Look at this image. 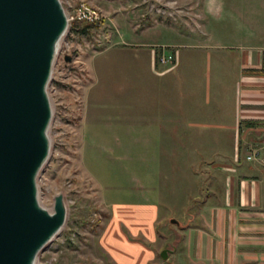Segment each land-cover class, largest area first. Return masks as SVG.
<instances>
[{"label": "rangeland", "instance_id": "374dc122", "mask_svg": "<svg viewBox=\"0 0 264 264\" xmlns=\"http://www.w3.org/2000/svg\"><path fill=\"white\" fill-rule=\"evenodd\" d=\"M80 1L98 8L102 19L82 34L69 33L67 28L54 56L47 84L51 106L47 129L49 152L37 174L36 186L38 202L48 211H52L53 196L62 194L65 220L38 251L34 263L118 264L106 244L114 217L112 204L151 203L158 207L151 240L142 231L132 233L123 222L119 223L126 239L152 250V261L145 259L142 264H208L189 261L181 252V241L188 233L181 229L200 224V213L207 207L205 202L214 201L212 197L206 200L203 168L194 166L191 172L186 166L175 167L169 162L165 167L150 166L146 158H156L158 153L149 152V143H155L158 137L149 140V136L129 135L122 128L116 129L115 134L110 130L111 116L125 117L126 100L135 88L134 82H140L138 96L143 97L142 83L155 79L146 70L133 69L135 53L130 48L134 33L146 31L154 63L159 65L156 55L160 45L174 49L166 43L182 39L200 45L224 41L206 38L207 32H219L222 23L202 15L203 0H61V3L64 11L69 12ZM236 1V8L245 9L248 14L256 10L257 25L263 27L264 33V0ZM250 2L255 6L251 7ZM175 26L193 36L181 35L180 40L173 33ZM159 41L163 43L157 45ZM65 55L69 60H64ZM119 101L124 102L121 105ZM121 126H125V121ZM174 163L172 160L171 164ZM175 173L185 180L182 184L176 183ZM258 218L251 216L247 222L255 223ZM239 233L245 240L236 248L241 258L231 264H264V257L262 263L255 262L254 257L256 235L264 238V230L258 232L253 225L241 226ZM162 249H167L164 258L159 255Z\"/></svg>", "mask_w": 264, "mask_h": 264}, {"label": "crops", "instance_id": "0c3cea01", "mask_svg": "<svg viewBox=\"0 0 264 264\" xmlns=\"http://www.w3.org/2000/svg\"><path fill=\"white\" fill-rule=\"evenodd\" d=\"M236 2L202 3V15L222 23L219 32H207L206 38L224 41L202 45L182 41L181 35L189 38L193 34L175 26L173 33L182 40L166 43L176 52L171 67L155 65L146 31L134 33L130 48L135 53L133 69L146 70L155 79L142 83L143 97L138 96L141 84L135 81L126 100L125 117L111 116V134L122 128L129 135L149 136V140L158 137L155 143H149V152L158 153L156 158H146L150 166L165 167L169 162L175 167L186 166L191 172L194 166L203 168L206 200L212 197L214 201L205 202L200 224L181 229L188 232L181 241V252L189 261L208 264H231L241 258L236 249L245 241L239 237L241 226L264 230V33L257 25L256 10L248 14L245 9H237ZM249 5L255 6L253 2ZM232 39L236 41L233 44ZM175 176L176 183L185 181ZM112 206L114 217L106 244L115 261H152V250L126 239L119 223L132 233L142 231L151 240L157 205ZM251 216L259 217L258 221L249 224ZM257 238L254 257L255 262L262 263L264 238Z\"/></svg>", "mask_w": 264, "mask_h": 264}, {"label": "water", "instance_id": "95a60500", "mask_svg": "<svg viewBox=\"0 0 264 264\" xmlns=\"http://www.w3.org/2000/svg\"><path fill=\"white\" fill-rule=\"evenodd\" d=\"M67 28L61 0H0V264H35L65 220L61 193L52 211L40 205L36 177L49 152L47 84Z\"/></svg>", "mask_w": 264, "mask_h": 264}, {"label": "built area", "instance_id": "2783aa9c", "mask_svg": "<svg viewBox=\"0 0 264 264\" xmlns=\"http://www.w3.org/2000/svg\"><path fill=\"white\" fill-rule=\"evenodd\" d=\"M68 26L74 20H80L85 23L95 24L102 19V14L98 8L86 4V2L80 1L77 5L72 7L71 11H64ZM159 50L156 55V61L158 64L172 66L176 62V52L174 49L167 48L164 45L159 46ZM250 158V156H246Z\"/></svg>", "mask_w": 264, "mask_h": 264}, {"label": "trees", "instance_id": "16d2710c", "mask_svg": "<svg viewBox=\"0 0 264 264\" xmlns=\"http://www.w3.org/2000/svg\"><path fill=\"white\" fill-rule=\"evenodd\" d=\"M95 25L91 23H85L80 20H74L70 23L68 27L69 33H76V34H82L85 33V31L88 29V27Z\"/></svg>", "mask_w": 264, "mask_h": 264}]
</instances>
